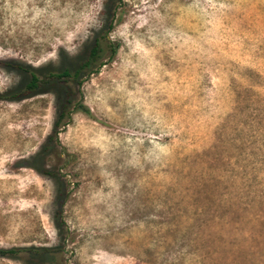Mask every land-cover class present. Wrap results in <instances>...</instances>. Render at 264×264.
Listing matches in <instances>:
<instances>
[{
	"label": "rangeland",
	"instance_id": "obj_1",
	"mask_svg": "<svg viewBox=\"0 0 264 264\" xmlns=\"http://www.w3.org/2000/svg\"><path fill=\"white\" fill-rule=\"evenodd\" d=\"M108 2L0 0V97L30 76L4 60L43 78L97 35L102 49L77 82L0 99V248L50 247L54 264H264V0ZM62 85L68 115L34 159Z\"/></svg>",
	"mask_w": 264,
	"mask_h": 264
},
{
	"label": "trees",
	"instance_id": "obj_2",
	"mask_svg": "<svg viewBox=\"0 0 264 264\" xmlns=\"http://www.w3.org/2000/svg\"><path fill=\"white\" fill-rule=\"evenodd\" d=\"M115 0H110L108 2V12L112 9V2ZM114 27V24L112 23V20L109 22V24L106 26V32H110L111 29ZM100 38L97 35L94 38V44L90 47L89 53L86 58H84L83 61L80 63L75 64L72 68H64L61 71L58 72H50L47 76H44L43 78H40L38 69H34L28 65H25L21 62H15L13 60H4L1 62V66L3 68L14 70L18 72H24L30 74L28 79L22 83H19L10 89L6 90L5 93L0 97V99H21L24 97H27L28 95L37 92L43 81L45 80V77L47 78H54L56 82L60 81H66V79L72 78V81H78L85 71H88L91 69V67L94 65L96 61L100 58ZM114 51V50H113ZM60 106H59V112L56 117V120L54 122V133L49 134L46 137V140L41 145L40 150L34 154V159H38L39 157L47 154L54 144V137H56V129L59 127L63 119L68 115V108L70 104L72 103V93L68 86L62 85V93L60 97ZM83 111L88 113V108H83ZM42 173L52 176L53 173L49 170L42 169ZM60 187L58 190V200L59 204L61 205L64 200V189L62 186V182L59 183ZM59 214V212L57 213ZM53 248L50 247H36V246H29V247H12V248H0V257H9L14 258L18 253L20 252H26L28 257L30 258H36L38 264H54L52 262L53 258Z\"/></svg>",
	"mask_w": 264,
	"mask_h": 264
}]
</instances>
